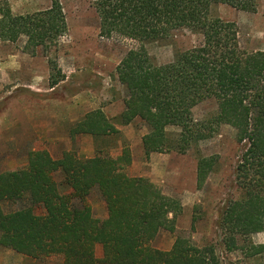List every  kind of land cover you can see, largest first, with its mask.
I'll return each instance as SVG.
<instances>
[{"label":"trees","instance_id":"trees-1","mask_svg":"<svg viewBox=\"0 0 264 264\" xmlns=\"http://www.w3.org/2000/svg\"><path fill=\"white\" fill-rule=\"evenodd\" d=\"M257 1L96 0L100 35L135 44L115 69L125 92L124 110L115 120L96 110L71 126V140L84 135L94 140L93 158L69 151L54 160L45 150L30 151L25 166L0 173V251L42 262L54 257L61 264H223L221 248L264 264V244L252 242V236L264 233V52L240 50L234 23L210 14L216 5L253 14ZM183 30L199 36L198 45L175 54L169 64L155 65L145 47ZM66 34L58 0L24 15H14L7 0H0L1 42L24 39L23 51L34 56L56 49ZM48 66L49 85L55 87L61 78L54 61ZM206 101L215 103L214 116L195 121L193 109ZM114 121L145 127L146 157L198 151L222 125L235 131L243 149L234 169L239 197L227 201L219 215L218 246L197 247L179 235L167 252L152 247L161 232L176 233L182 206L147 179L128 177L125 149L114 160L97 147L119 135ZM216 164V157L198 159L197 189ZM93 191L105 204V220L96 219L88 205Z\"/></svg>","mask_w":264,"mask_h":264},{"label":"rangeland","instance_id":"rangeland-1","mask_svg":"<svg viewBox=\"0 0 264 264\" xmlns=\"http://www.w3.org/2000/svg\"><path fill=\"white\" fill-rule=\"evenodd\" d=\"M58 1L65 15L67 34L56 49L48 54L39 50L31 56L23 51L24 39L15 44L0 41V173L25 166L30 151L45 150L54 160L69 151H75L81 159L93 158L96 155L94 140L89 137L71 140V126L96 110L110 120H115L124 110L125 92L116 80L115 69L135 44L100 35L93 7L96 0ZM7 2L14 15L34 13L50 6V0ZM210 14L234 23L240 50L264 52V0L257 1L253 14L224 5L213 6ZM199 42V36L183 30L145 49L153 63L162 66L171 63L175 54L190 50ZM48 60L55 62L61 78L55 87L49 85ZM5 63L8 64L2 70L1 64ZM48 86L53 91L44 93L42 87L47 89ZM215 112V103L206 101L195 107L192 115L195 121H205ZM114 124L119 135L99 141L97 147L114 160L125 149L130 156V162L123 163L128 166L124 168L126 175L147 179L164 196L177 199L182 206V213L176 219V233L161 232L152 247L167 252L179 235L197 247L218 246L221 239L217 228L219 215L227 201L239 197L234 169L243 149L235 142V131L222 125L198 151L186 155L161 154L152 161L144 157L141 140L147 130L140 122L127 126L116 121ZM200 157H216L217 164L202 189H197L196 166ZM87 202L96 219H106L105 204L96 191L89 195ZM252 242L263 245L264 233L252 236ZM95 254L98 259L102 257L99 246ZM218 254L223 264H260L239 252L229 253L219 248ZM0 264H61V260L53 257L33 263L10 250H1Z\"/></svg>","mask_w":264,"mask_h":264},{"label":"crops","instance_id":"crops-1","mask_svg":"<svg viewBox=\"0 0 264 264\" xmlns=\"http://www.w3.org/2000/svg\"><path fill=\"white\" fill-rule=\"evenodd\" d=\"M7 64L8 63H5V64H1V68H2V70L5 68V66H7ZM47 77H48V72H47ZM39 89H41V87L39 88ZM42 90L43 91H46V92H44V93H49V92H52L53 91V89L52 88H49V86L47 87V89H44V87H42ZM36 91H40V90H36ZM7 95V94H6ZM111 117H113L112 115H111ZM77 137H82V138H85V137H89V138H91L90 136H77ZM76 138V137H75ZM92 139V138H91ZM143 150V149H142ZM157 156H161V154H157V153H153V154H150L148 157H146L145 156V154H144V157H146L148 160L150 159V160H152L153 161V159H155ZM91 158V157H90ZM155 161V160H154ZM21 256V255H20ZM22 257H24V256H22ZM24 258H26V257H24ZM26 259H29V258H26ZM31 262H33V263H35V261L34 260H31V259H29Z\"/></svg>","mask_w":264,"mask_h":264}]
</instances>
